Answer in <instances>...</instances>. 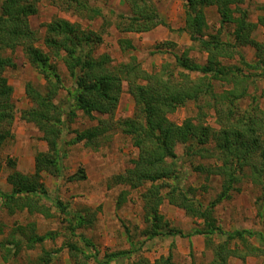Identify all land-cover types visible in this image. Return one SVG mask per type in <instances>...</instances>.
Instances as JSON below:
<instances>
[{
  "label": "trees",
  "instance_id": "16d2710c",
  "mask_svg": "<svg viewBox=\"0 0 264 264\" xmlns=\"http://www.w3.org/2000/svg\"><path fill=\"white\" fill-rule=\"evenodd\" d=\"M39 1L0 0V146L6 138L12 137L9 129L14 119L12 88L4 71L15 66L7 51L18 47L44 79L42 90L26 82L23 88L31 106L21 110L20 117L34 124L46 144L45 150L34 154L32 173L14 169V163L8 160L13 167L6 176L10 189H0V207L8 214L26 210L29 214L51 216L49 206L42 201L49 200V196L41 173L55 176L63 173L66 145L82 142L97 149L110 139L111 130L119 131L129 137L137 154L123 172L111 178V184L121 183L130 188L145 186L139 194L144 224L140 236L143 237L140 242L132 241L126 249L107 248L98 256L99 250L94 244L77 233L87 248L72 240L64 243L74 264H177L170 251L154 259L139 254L129 260L146 240L161 235L203 236L204 248L211 254L208 264H229L231 258L238 259L239 264H249L248 256H261L264 260L262 230L223 229L216 223L213 211L218 202L229 199L233 191L240 189L239 184L250 181L260 188L255 202L256 215L264 228V107L257 101L248 107L239 106L247 93L244 81L264 76V69L256 72L264 64V42L252 37L256 22L248 19L247 9L240 5L243 0H183L185 19L178 30L185 31L192 45L205 53L204 60L196 61L184 49L174 54V64L164 62L151 72L142 68L135 56L112 65L108 53L94 55L93 49L102 42L101 32L61 17L43 24L42 44L46 48L43 50L38 44L37 31L29 23V17L37 13ZM125 1L130 11L116 15L118 31L145 32L159 24L167 25L161 20L153 0ZM48 2L87 20L102 15L100 7L90 4L89 0ZM208 6L215 7L220 26L232 27L230 38H222L221 30L206 32L204 8ZM257 22L264 26V7ZM118 45L123 51L133 49L128 38H119ZM155 45L157 51H164L161 47H173L168 40ZM241 45L253 46L256 60L246 61L239 50ZM233 59L238 64L229 62ZM59 60L73 80L72 87L67 88L72 101L68 98L63 104L55 101L58 92L65 87L57 66ZM192 73L198 76L192 77ZM123 83L133 100V114L114 119ZM251 99L256 100V97ZM188 104L195 112L186 115L181 122L168 117L167 114ZM77 110L89 119H94L95 115L105 117L98 118L95 125L72 129V137L66 140L65 130H69L68 123L74 120ZM208 110L213 112L216 127L205 121ZM177 145L182 146L180 157L175 152ZM181 159L203 175L205 181L210 177L220 180V190L208 204L196 198L193 186L183 184L186 170ZM84 177L83 168L77 167L68 179ZM205 187L203 183L201 188ZM125 194V190L118 194V206L125 201ZM164 199L200 222L187 232L170 226L159 210ZM53 204L60 212L69 213L60 199L55 198ZM72 217L69 230L74 235L77 228L93 224L95 212H76ZM54 235L52 231L36 233L33 220L16 224L7 237L0 240L2 258L8 260L22 246L31 248ZM253 237L259 244L252 242ZM59 250V247L42 250L35 264H48Z\"/></svg>",
  "mask_w": 264,
  "mask_h": 264
},
{
  "label": "rangeland",
  "instance_id": "374dc122",
  "mask_svg": "<svg viewBox=\"0 0 264 264\" xmlns=\"http://www.w3.org/2000/svg\"><path fill=\"white\" fill-rule=\"evenodd\" d=\"M153 1L161 20L167 25L159 24L145 32H120L115 28L116 15L119 13L126 14L130 11L125 0H89L90 4L100 7L102 12L101 16L93 20L80 18L71 12L61 10L49 3L48 0H40L37 5V13L29 17V23L37 31V35L40 37L38 44L43 50H46L42 44L43 24L55 17H61L70 21H77L82 27L88 26L100 31L102 42L95 46L93 54L108 53L112 65L125 62L131 56H135L141 67L151 72L157 70L164 62L174 64V54H180L184 49L188 50V54L193 59L202 62L205 53L192 45L185 31L178 30L184 25V1ZM240 5L247 9L248 19L251 22H256V26L251 32L252 37L264 42V26L257 22L258 15L263 13L264 0H243ZM204 14L207 22L206 32L217 33L218 30H221L222 38H230L232 27L229 25L220 26L215 7L204 8ZM119 38L130 39L133 49L121 50L118 45ZM164 40L171 41L173 47L170 49L161 47L164 51H157L155 44ZM239 50L246 61L256 60L257 56L253 46L241 45ZM7 53L15 62L13 68H6L4 71V75L12 88L14 119L9 128L12 137L6 138L0 146V189L4 191L10 189L6 176L13 167L24 173H32L34 154L46 148L45 141L40 138V133L34 124L20 117L21 110L31 106V101L25 95L23 88L26 82H32L42 90L44 79L27 61L20 47L13 51L8 50ZM229 62L238 64L236 60ZM57 66L65 87L58 92L55 101H62L63 104V102H67L68 98L72 101L67 93V88L72 87L73 80L60 60L57 61ZM262 69H264L263 63L262 68L256 72ZM196 76L198 73H192V77ZM243 84L247 86V93L240 100L239 106L241 108L248 107L250 103L257 101L261 107H264V76L251 77ZM122 87L123 90L113 115L114 119L133 114V100L126 91L125 83ZM251 97H256V100H252ZM64 107L66 108V106ZM193 111L195 112V108L188 104L178 107L174 112L167 115L171 120L179 123L186 115H191ZM76 113L74 120L68 123L69 130H65L64 138L66 140L72 137V129H82L95 125L98 118L105 117L104 115H95L94 119H89L80 110H77ZM205 121L213 127L217 126L211 110L207 111ZM66 147L67 156L63 159L65 166L63 173L60 176L46 172L41 173V180L49 196V200L42 201L49 206L52 212L51 216L46 217L39 213L29 214L26 210L8 214L3 206L0 207V226L3 231L0 233V240L7 237L14 225L26 224L31 220L35 221L36 233L43 234L46 231H52L53 234L55 232V235L36 243L31 248L22 246L21 250L8 260L2 258V249H0V264H35L42 250H52L58 247L60 250L54 253L48 264H74L64 243L72 240L87 248L77 233L83 234L94 244L95 248L99 250L98 256H102L103 251L107 248L108 250L126 249L131 246L132 241L140 242L142 239L140 230L144 224L142 201L139 194L145 186L130 188L121 183L111 184V178L115 174L123 172L130 165V159L137 154V149L131 144L129 137L119 131L113 132L111 130L110 139L107 138L97 149L87 147L82 142L66 145ZM175 152L180 157L182 146L177 145ZM8 160L14 163L13 167L9 165ZM181 165L186 170L182 180L183 184L193 186L196 191V198L203 204H208L220 190V180L217 177H210V180L205 181L203 175L191 169L187 161L182 160ZM77 167L83 168L85 177L68 179L77 170ZM203 183H205V188H201ZM239 187L240 189L233 191L229 199H224L214 206L216 223L223 229L251 228L264 232V228L256 215L255 202L256 198L259 197L260 188L250 181H243ZM123 190L127 191L126 199L118 206V194ZM55 198L67 205L68 214L57 209L53 204ZM159 210L170 226L181 228L185 232L200 222L199 219L186 215L181 208L169 204L166 199L160 204ZM92 211L95 212L93 224L77 228L72 235L69 230V225L73 223L72 214ZM252 242L259 244L256 237L252 238ZM88 249L91 251V248L88 247ZM169 251L177 264H208L211 258L209 250L204 248L203 236L201 235L189 237L161 235L146 240L140 251L132 254L129 260L136 258L139 254L154 259L159 255H166ZM247 262L249 264H264L261 256H248ZM229 264H239V260L231 258Z\"/></svg>",
  "mask_w": 264,
  "mask_h": 264
}]
</instances>
